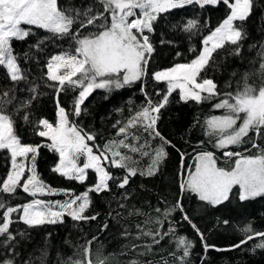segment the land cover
I'll list each match as a JSON object with an SVG mask.
<instances>
[{"label": "snow or ice", "instance_id": "snow-or-ice-1", "mask_svg": "<svg viewBox=\"0 0 264 264\" xmlns=\"http://www.w3.org/2000/svg\"><path fill=\"white\" fill-rule=\"evenodd\" d=\"M100 3L102 10H96L93 14L91 8L83 13L73 8H61L58 0H0V66L5 68L8 78L14 84L26 80L27 75L19 62L21 58L14 54L13 40H25L35 34L33 28H36L45 30L49 36L31 45L30 49L39 50L46 42L66 37L74 42L68 50L52 55L45 65V79L52 82L48 86L57 93V119L55 123L47 118L38 119L35 123V134L46 138L50 143L34 145L22 142L16 130V121L6 111V105L11 103V89L0 96V150L9 153L11 162L10 170L0 182V192L14 194L18 188H22L32 197L57 194L67 197L63 201L33 199L17 206H9L0 199V211L3 213L0 216V247L9 253L0 259V264H16L15 242L17 235L23 236L24 233L15 234L10 230L14 222L22 221L29 227H39L62 223L65 216L85 223L96 219V215L86 214L91 206L89 194L110 191V182L123 189L138 171L135 167H129L130 156L114 149L130 148L133 153L140 152L143 156H149L148 169L140 174L155 175L168 155L164 145L171 143L161 136L157 121L161 109L169 103V97L176 90H179L180 100L184 102L194 101L201 104L216 101L212 104V109L222 111V114L205 118L204 134L210 138V142L214 138L215 148L224 149L223 155L226 158L235 157L232 166L225 168L218 166L213 151L194 150V164L187 165L186 178L180 183L181 192L193 193L200 201L212 206L228 201L234 188L239 190L240 201L264 197V147L252 142V148L257 150L255 155L247 154L249 149H245L244 153L226 150L229 146L242 145L250 132H254L257 137L264 134V83L258 88L248 85L246 73L242 89L235 93L221 94L213 79L202 78L213 54L226 45L234 46V55L241 54V41L246 36L242 24L250 16L252 0H100ZM221 3L228 9L227 15L203 38V47L199 54L190 63H177L170 68L152 72L153 80L165 82L167 90L165 93L157 92L156 95L161 98L154 102L141 89L145 103L134 111L123 126L118 127L117 135L123 134L124 139L110 141L103 146L90 143L96 140V135L85 132L70 120V116L81 114V105L94 89H120L148 75L155 47L146 33L155 32L154 24L161 15L186 6L198 5L200 9H204L208 6H219ZM74 25H77L75 31ZM89 28L94 31H87ZM200 28L199 18L187 19L182 26V30L189 34L198 32ZM160 43L165 41L161 40ZM261 47L264 49V45ZM28 56L25 53L23 58L27 59ZM260 70L264 73V62L260 63ZM69 87L79 89L71 113L61 106L58 99L59 93ZM37 88L38 86H34L29 90L33 95L21 104V109L31 106L32 100L36 99ZM23 120L25 123L29 122L27 111ZM118 125L119 121L113 127ZM137 127L143 128L152 138L158 137L161 145L151 152L143 150L150 147L147 141L140 147L130 146L126 143L128 130ZM133 139L138 141L139 137L134 136ZM200 143L203 145L204 141ZM41 147L58 153V163L52 169L54 172L83 184L88 179V170H92L96 174L95 183L80 194H75L72 189H57L45 184L36 173V159ZM81 157L84 158L82 164ZM181 161V167L184 168L183 153ZM109 163L112 168L126 169V174L122 177L114 176L106 166ZM177 209L183 213V219L191 223L178 200L173 207L166 208L161 213L162 218L155 220L159 228L142 232V235L151 237L152 243L144 245L148 252H151L153 244L159 245L161 240L171 237V242L176 244V250L169 253L172 257L171 264H184L192 243L186 237L177 236L176 228L168 219ZM16 213L19 215L17 221H14L12 217ZM165 222L168 223V228L161 231ZM224 223L227 224L228 221ZM192 226L196 227L194 224ZM241 231L245 238L232 245L233 248L238 249L254 237H259L260 243L255 247L264 249V232L255 231L251 224ZM200 235L203 240V234ZM95 240L96 237H93L86 245L81 246L83 259L75 261L74 264H107L106 258L102 259L99 255L93 261L91 246ZM209 247L214 246L206 244L205 251ZM178 251H182V255H178ZM25 264L29 262L26 261ZM131 264L139 262L134 260ZM158 264L170 262L167 258H162Z\"/></svg>", "mask_w": 264, "mask_h": 264}, {"label": "trees", "instance_id": "trees-1", "mask_svg": "<svg viewBox=\"0 0 264 264\" xmlns=\"http://www.w3.org/2000/svg\"><path fill=\"white\" fill-rule=\"evenodd\" d=\"M58 4L61 8H73L81 13L89 8L93 10V14L96 10H102L100 0H58ZM227 12L228 9L221 3L219 6H208L204 9L191 5L162 14L154 24L155 32L146 33L155 47L148 75L120 89H94L81 105V114L71 115L70 120L85 132L96 135V140L90 143L103 146L110 141L124 139L123 134L117 135L118 127L123 126L134 111L145 103L141 89L143 88L154 102L161 98L156 95L157 92L165 93L167 90L165 82L153 80L152 72L170 68L177 63H190L202 49L203 38L209 34V30H214L222 22ZM190 18L200 20L201 28L194 34L182 30L183 24ZM175 25L180 27H174ZM76 27L77 25H74L73 31ZM242 30L246 36L241 41V54L234 55V46L226 45L213 54L206 73H202V78L215 81L221 94L235 93L242 89L246 73L248 85L258 88L264 83V73L260 70V63L264 62V49L261 47L264 45V0H252V11L243 22ZM87 31L94 29L89 28ZM33 32L35 34L25 40L12 42L14 54L21 58L19 62L27 79L14 84L8 78L5 68L0 66V96L4 91L11 89V103L6 105V111L16 121V130L22 142L35 145L47 141L46 138L35 134L36 121L47 118L55 123L57 119V93L54 88L48 86L52 82L45 79L46 62L52 55L68 50L74 42L66 37L46 42L39 50L30 49L31 45L49 36V33L42 29L33 28ZM161 40L165 43H160ZM25 53L29 54L27 59L23 58ZM34 86H38L36 99L32 100L29 108L21 109V104L33 95L29 90ZM78 91L79 89L69 87L59 93L61 106L70 113L73 111ZM215 102H184L180 100L179 92L174 91L169 97V103L161 109L157 121L161 136L171 142L164 145L168 155L160 164L159 171L152 176L141 175L140 172H146L148 169L149 156H143L140 152L133 153L130 148L114 149L131 157L128 165L137 168V174L129 179L123 189L110 182V191L89 194L91 206L86 214L96 215L95 220L77 222L65 216L62 223L39 227H29L22 221L14 222L10 230L15 234L24 233L23 236L17 235L15 242L16 264H25L26 261L29 264H74L75 261L83 259L81 246L86 245L93 237H96L91 246L93 261L99 255L102 259L106 258L107 264H131L134 260L139 264H158L162 258H167L171 264L172 257L169 253L176 250V244L171 242L172 238L166 237L159 245L153 244L151 252H148L144 245L152 243V240L151 237L143 236L142 232L159 228L155 220L162 218L161 213L166 208L173 207L178 200L191 223L183 219V213L178 209L168 219L176 228V235L186 237L192 243L184 264H264V249L255 247L260 243L259 237H254L238 249L232 247L245 238L241 229L249 224L255 231L264 232V197L240 201L239 190L234 188L228 201L212 206L200 201L195 194L182 193L180 189L181 180L188 171L187 165L194 164V150L213 151L220 167L231 166L235 159L232 157L226 162L223 161L225 150L215 148L214 138L210 142V138L204 134L205 118L222 114V111L212 109ZM25 111L29 114L28 123L23 120ZM118 121L120 125L113 127ZM134 136L139 137V140L133 139ZM145 141L150 147L143 150L149 152L162 143L158 137L148 136L143 128L128 130L126 143L130 146L140 147ZM201 141H204L203 145ZM252 142L264 147V134L257 137L254 132H250L242 145L229 146L226 150L244 153L245 149H249L247 154L255 155L257 150L252 148ZM181 153L184 154V168L181 167ZM108 155L111 156V153ZM58 159V153L47 147L40 148L36 159V173L45 184L57 189H72L75 194H80L95 183L96 174L92 170H88V179L83 184L54 172L52 169ZM83 161L81 157L80 163ZM10 166L9 153L0 150V182L6 177ZM106 166L116 177L126 174V169L112 168L110 163ZM65 197L63 194L32 197L22 188H18L14 194L0 192V199L9 206L23 205L33 199L63 201ZM156 209L161 211L157 212ZM2 214L0 211V216ZM18 215L19 213L13 214L14 221H17ZM224 221L228 223L225 224ZM167 228L168 223L165 222L160 230L166 231ZM206 244L214 247L205 251ZM177 254L182 255V251ZM6 255L9 253L0 247V259Z\"/></svg>", "mask_w": 264, "mask_h": 264}, {"label": "rangeland", "instance_id": "rangeland-1", "mask_svg": "<svg viewBox=\"0 0 264 264\" xmlns=\"http://www.w3.org/2000/svg\"><path fill=\"white\" fill-rule=\"evenodd\" d=\"M55 55H56V54H55ZM177 91L179 92V90H177ZM46 140H47V139H46ZM45 143H50V141L47 140ZM223 156H224V155H223ZM227 159H228V158H226L225 156L223 157V161L226 162ZM58 160H59V159H58ZM83 160H84V158H83ZM221 160H222V159H221ZM57 163H58V161H57ZM57 163H56V164H57ZM218 166H219V165H218ZM231 166H232V165H231ZM231 166H227V167H225V168H230ZM186 175H187V172L184 174L183 179L186 178ZM65 199H67V197H65L64 200H65Z\"/></svg>", "mask_w": 264, "mask_h": 264}]
</instances>
